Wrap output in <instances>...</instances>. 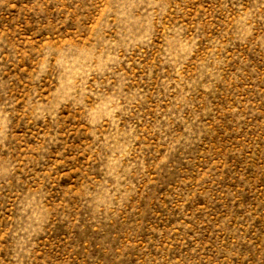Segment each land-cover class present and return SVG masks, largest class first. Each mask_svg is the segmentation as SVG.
<instances>
[{"label":"rangeland","instance_id":"rangeland-1","mask_svg":"<svg viewBox=\"0 0 264 264\" xmlns=\"http://www.w3.org/2000/svg\"><path fill=\"white\" fill-rule=\"evenodd\" d=\"M0 264H264V0H0Z\"/></svg>","mask_w":264,"mask_h":264}]
</instances>
